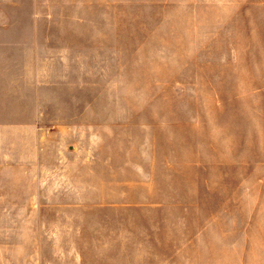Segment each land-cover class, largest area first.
Masks as SVG:
<instances>
[{"label": "rangeland", "instance_id": "rangeland-1", "mask_svg": "<svg viewBox=\"0 0 264 264\" xmlns=\"http://www.w3.org/2000/svg\"><path fill=\"white\" fill-rule=\"evenodd\" d=\"M35 105L81 151L3 143L0 264H264V0H0V125Z\"/></svg>", "mask_w": 264, "mask_h": 264}, {"label": "crops", "instance_id": "crops-1", "mask_svg": "<svg viewBox=\"0 0 264 264\" xmlns=\"http://www.w3.org/2000/svg\"><path fill=\"white\" fill-rule=\"evenodd\" d=\"M33 78L34 84H32L31 87H35L37 85L35 83L36 72H34ZM19 91H23L25 96L29 97L30 85H28L27 83L22 84L19 89H15L13 91L12 96H16ZM44 112V109H41L40 107L35 105L32 111L31 121L24 122L19 125H15V123L0 125V148L4 143L5 146H8L7 148L3 147L4 150L8 149L9 151H15L16 153L28 151L22 156L19 153V158L22 157L21 159L32 161L30 165L35 168L36 176H38L34 181L36 184L43 183L41 182L42 177L40 176L42 175V172L46 177L48 175L52 176L53 173L57 172L60 174V171L64 170L63 166L66 165L67 161H72L74 158H76L74 157V155H79L81 151V148H79V146H77L78 148H72V146H51V144H48L46 142L48 139L47 137L45 140H43V133L40 131V128L36 126V118L40 117ZM46 135H51V133L47 132ZM5 158L6 155L3 154L0 160L3 161ZM19 160L20 159H18L17 162H19ZM0 165L19 166V164H16V162L13 161L0 162ZM59 166L63 167L60 171L54 170V168L57 169ZM31 197L36 200V206L39 207V210L41 211L42 203L38 200L43 198L42 194L39 191H36L34 192V194H32ZM62 226L63 225L60 226L61 231L55 229L54 234L56 236L60 235L61 233L66 234V232L68 231L67 228H63ZM53 245L61 247L69 246L68 242L66 240H62L61 238L54 239ZM75 245L78 246L79 243L76 242V244H73L72 246ZM36 246L38 248L36 254L37 257L32 256V259H34V263L41 264L40 253L41 248L43 247V240L37 238ZM60 252L62 255H60L58 258L46 261V264H65L68 251L66 249H63ZM72 262L73 264H86L85 258L77 253L74 256L72 255Z\"/></svg>", "mask_w": 264, "mask_h": 264}]
</instances>
